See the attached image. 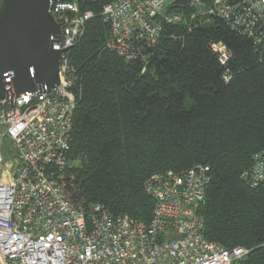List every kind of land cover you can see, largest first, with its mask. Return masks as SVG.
I'll return each instance as SVG.
<instances>
[{
	"label": "trees",
	"instance_id": "trees-1",
	"mask_svg": "<svg viewBox=\"0 0 264 264\" xmlns=\"http://www.w3.org/2000/svg\"><path fill=\"white\" fill-rule=\"evenodd\" d=\"M111 1L78 0L93 16L68 52L76 96L70 173L110 215L148 222L149 176L206 165L204 238L249 249L236 264H264V180L250 187L241 177L264 153V54L224 20L199 22L191 18L199 8L173 5L185 21L163 24L145 62L127 61L105 47L101 13ZM213 43L231 51L226 65Z\"/></svg>",
	"mask_w": 264,
	"mask_h": 264
},
{
	"label": "built area",
	"instance_id": "built-area-1",
	"mask_svg": "<svg viewBox=\"0 0 264 264\" xmlns=\"http://www.w3.org/2000/svg\"><path fill=\"white\" fill-rule=\"evenodd\" d=\"M173 1L104 5L101 15L110 30L105 47L127 61L145 62L163 24L185 21L170 8ZM183 7L199 8L191 17L199 22L205 15L224 20L264 54V0H190ZM48 11L60 30L53 47L65 50L59 84L0 98V264H236L249 249L226 248L203 236L206 165L149 176L143 185L154 199L148 222L112 216L88 200L68 169L76 104L68 52L93 14L82 12L78 0H50ZM211 49L222 65L232 57L222 43ZM5 75L10 82L12 73ZM253 157V166L241 174L250 187L264 180V153Z\"/></svg>",
	"mask_w": 264,
	"mask_h": 264
},
{
	"label": "water",
	"instance_id": "water-1",
	"mask_svg": "<svg viewBox=\"0 0 264 264\" xmlns=\"http://www.w3.org/2000/svg\"><path fill=\"white\" fill-rule=\"evenodd\" d=\"M49 1L0 0V98L11 91L18 96L59 84V61L65 50L53 47L60 30L48 11ZM7 72L12 73L10 82L5 81Z\"/></svg>",
	"mask_w": 264,
	"mask_h": 264
}]
</instances>
